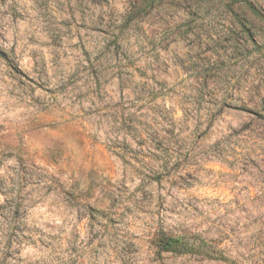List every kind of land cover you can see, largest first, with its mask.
<instances>
[{"label":"rangeland","instance_id":"374dc122","mask_svg":"<svg viewBox=\"0 0 264 264\" xmlns=\"http://www.w3.org/2000/svg\"><path fill=\"white\" fill-rule=\"evenodd\" d=\"M0 264H264V0H0Z\"/></svg>","mask_w":264,"mask_h":264},{"label":"trees","instance_id":"16d2710c","mask_svg":"<svg viewBox=\"0 0 264 264\" xmlns=\"http://www.w3.org/2000/svg\"><path fill=\"white\" fill-rule=\"evenodd\" d=\"M158 236V244L162 250L178 253L205 252V254H210L212 256L211 253L203 251L204 249L201 247L203 241L199 239L196 241L195 236L193 239L189 237L166 235L164 233H160Z\"/></svg>","mask_w":264,"mask_h":264}]
</instances>
